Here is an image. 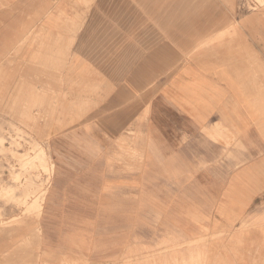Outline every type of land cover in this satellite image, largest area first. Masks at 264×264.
Returning a JSON list of instances; mask_svg holds the SVG:
<instances>
[{"label":"crops","instance_id":"crops-1","mask_svg":"<svg viewBox=\"0 0 264 264\" xmlns=\"http://www.w3.org/2000/svg\"><path fill=\"white\" fill-rule=\"evenodd\" d=\"M228 11L218 5V53L175 67L168 51L103 39L120 63L80 122L118 148H55L67 158L55 159L39 264H192L209 236L224 238L218 264H264V16ZM95 42L82 41L87 59ZM126 139L143 161L127 164Z\"/></svg>","mask_w":264,"mask_h":264},{"label":"rangeland","instance_id":"rangeland-1","mask_svg":"<svg viewBox=\"0 0 264 264\" xmlns=\"http://www.w3.org/2000/svg\"><path fill=\"white\" fill-rule=\"evenodd\" d=\"M254 1L0 0V262L39 264V222L55 159L67 158L55 157V148H118L88 140L93 125L80 122L108 98L110 92L102 100L103 89L120 63L114 51L106 54L114 44L103 39L126 37L128 47L168 51L175 67L200 52L218 53V5L228 6V20L248 11L264 16V0ZM92 32L93 60L81 49ZM121 146L128 165L143 161L133 139ZM110 158L111 164L120 159ZM223 239L201 240L206 251L192 253V264H218Z\"/></svg>","mask_w":264,"mask_h":264}]
</instances>
